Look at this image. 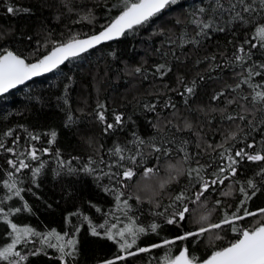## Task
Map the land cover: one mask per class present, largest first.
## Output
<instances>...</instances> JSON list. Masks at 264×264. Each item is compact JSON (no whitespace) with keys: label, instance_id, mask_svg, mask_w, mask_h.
Returning a JSON list of instances; mask_svg holds the SVG:
<instances>
[{"label":"trees","instance_id":"trees-1","mask_svg":"<svg viewBox=\"0 0 264 264\" xmlns=\"http://www.w3.org/2000/svg\"><path fill=\"white\" fill-rule=\"evenodd\" d=\"M200 2L201 0H182L181 4L164 10L134 33L98 45L82 57L66 62L59 70L37 77L7 94L0 95V142L5 148L14 149L11 153L0 149V198H3L0 207L4 208L5 213H12L7 216V220L18 227L32 228L42 236L55 232L64 235L65 239H75L77 254L71 264H105L106 260L113 259L119 251L118 244L114 241L103 235L92 236L90 224H111L116 221L117 228H121L136 225L138 220L139 224L136 226L147 228L151 223H157V232L141 235L137 246L132 250L136 247H150L154 243L162 244L164 239H173L183 232L200 227L191 217L181 227L167 225L162 217L154 215L159 207L169 204L175 194L186 186L187 177L170 180L167 165L177 161L164 160L161 157L153 163L154 154L147 141L159 142L160 138L175 135L189 140L188 150L195 153L201 151L196 148L197 143L204 146L219 145L224 137L233 131L238 133L240 142L229 141L228 145L235 144L237 148L247 143L258 144L264 139V135L259 131H254L247 139H243L248 131V120H252L251 115H248V120L245 121L232 122L225 119L228 115H244V108H251L250 101L241 99L251 92L249 86L241 83V87L235 89V85L241 82L249 67L256 66V70L261 71L260 76L252 78V83L264 85V70L258 67L264 63V49L251 48L249 44L244 43L246 37L252 39L255 27H237L234 24L231 31L211 33L210 38L204 39L200 45L186 44L182 48H176L167 42L171 38L179 43L182 26L176 23L177 18L186 22L187 9ZM117 4L119 0H0V48L18 50L35 61L46 50L42 46L50 47L53 42L66 41L73 34L83 37L100 31L102 26L119 14L118 8L113 6ZM9 5L31 9V13L9 14L6 10ZM89 14L91 22L81 20V17ZM256 22L260 23L261 18L257 17ZM193 27L188 25L189 31ZM252 43L259 42L252 40ZM240 45H243L246 51L251 48L252 53L251 59L246 60L242 66L233 61V52ZM170 49H175L180 61H174L169 55L167 59L173 70L161 80L152 75L154 66L164 62L157 50L168 52ZM110 53H115V57ZM213 55L216 56L215 61L206 59ZM141 65L146 71L135 73V67ZM69 76L72 77L71 87L65 93L64 86L69 84ZM178 76L185 82H191L193 79L197 82L196 94L191 97L188 106L184 105L183 98L179 95L183 85L177 83ZM201 76L204 78L200 79ZM220 92L224 95L218 100H213L212 97ZM64 96L68 98L67 104H64L62 99ZM169 97L176 104L178 111L175 114L172 109L163 107ZM229 100L233 102L229 103ZM145 103H155L156 111H146ZM99 104L104 105L107 122H114V114H122L125 118L131 115L135 124L128 123L123 131L106 133L105 124L96 117ZM69 108L73 117L70 126L66 118ZM259 116L257 111V119ZM184 121L192 125V130L176 133L175 125L182 126ZM258 127L264 129V124ZM133 130L144 138L146 143L142 148L144 163L133 165L137 174L131 182H124L129 185L125 189L126 193L132 197L137 194L141 196V200L130 199L135 215V219L130 222L121 219L123 213L114 202V197L104 190V186L109 183L107 177L97 184L92 176L83 172L69 175L66 168L58 169L57 154L65 161L75 158L74 167L86 163L89 159L99 162L103 158L109 161L113 159L109 150L114 144L133 148ZM8 132L12 135H6ZM51 132H55L56 137L49 143L52 139ZM36 135L40 137L39 140L30 139ZM33 145L37 149L49 150L48 154L40 153L45 167L37 179L39 186L31 183L30 170L24 169L21 173L14 174L17 179L23 178L22 184L19 185L24 189L21 193L22 199L13 197L9 200L5 195L7 189L3 185L8 179V173L13 170L7 161L24 158ZM245 150L252 152L255 149ZM234 151L235 149L233 154ZM213 157L219 159L215 152L209 150L198 159L201 164L206 165ZM31 164L36 167L38 161H31ZM99 166L105 167L104 164ZM147 166L154 167V175L143 176L141 169ZM262 166L264 162L247 160L238 166L240 171L236 179L241 182L253 179L260 188L247 204L251 211L264 208V177L256 175ZM161 181L169 183L164 189H158L155 198L159 201L158 205L150 199L149 194L135 191L138 184L157 188ZM225 184L227 187L222 192L213 190L206 200L202 197L203 207L189 202L190 211L195 210L198 216L208 215V210H211L209 222H216L224 208L235 207L241 198L237 191L239 185L230 181H225ZM191 194L190 191L189 195ZM249 194L251 195V192ZM217 200L223 202L220 210L215 207ZM24 204L28 207L16 213L15 208ZM256 220V217H249L241 223L243 226H249ZM9 233L11 228L6 223L5 215L0 214V246L6 247L11 243ZM217 235L219 239L216 238ZM235 236L236 234L230 231L216 230L205 233L202 238L193 237L187 241H177L175 245L129 256L118 264H156L157 261L159 264L166 263L169 257L174 258L184 247H187L189 254L194 255L199 262L207 259L213 251L233 242ZM36 239L30 238L26 246L17 245V250L27 253L33 246L39 249L40 244L36 243ZM58 256L56 249L46 247V252L29 255L24 264H63L57 259Z\"/></svg>","mask_w":264,"mask_h":264},{"label":"snow or ice","instance_id":"snow-or-ice-1","mask_svg":"<svg viewBox=\"0 0 264 264\" xmlns=\"http://www.w3.org/2000/svg\"><path fill=\"white\" fill-rule=\"evenodd\" d=\"M182 0H119V4L113 5L118 8L119 14L110 20V22L102 26L101 30L91 35L81 37L79 34H73L66 41H56L51 46H42L46 50L43 55L37 57L32 61L29 57L23 55L18 50H8L0 48V95L7 94L11 89L17 88L18 85H23L25 82L32 80L34 77H40L47 73H52L65 65L66 62L82 57L88 53L89 50L95 48L103 42L117 40L121 37H126L134 33L140 27L150 22L153 18L158 17L164 10L172 6L181 4ZM9 14H30L31 9L18 8L12 5L7 7ZM187 21H181L177 18L176 23L181 25V35L179 43L169 38L167 41L170 45H175L176 48H182L186 44L200 45L203 40L210 38L211 33L231 31L235 24L237 27H247L253 25L255 27L252 39L245 38L244 43L249 44L251 48L264 49V0H201L200 3H194L185 12ZM91 14L81 17V20L91 22ZM260 17L261 22L257 24L256 18ZM188 25L194 26L191 31ZM31 39V37H29ZM256 40L259 43H252ZM251 48L246 51L243 45L236 47L233 52V61L237 65H243L246 60L251 59ZM39 51V49H38ZM160 52L164 62L156 64L152 75L164 79L173 68L167 57L171 55L174 61L179 62L180 57L176 55L175 49H170L168 52L157 50ZM115 57V53H110ZM210 61H215L216 56L206 57ZM200 61L198 60L197 63ZM220 67V65H216ZM259 69L264 70V63L258 65ZM135 73L140 74L143 66H137L134 69ZM261 71L256 70V66L249 67L246 75L243 76L240 83L235 85V89L241 87V83L247 84L251 92L241 97L245 101H250L251 108H244V115H228L226 120L235 122L236 120H248V115L252 116V120H248L247 133L243 139L254 131H259L264 135V129L258 126L264 124V85L252 83V78L260 76ZM204 77H200L203 79ZM69 84L64 86V91L67 93L71 87L72 77L67 78ZM177 83L183 85V90L179 91V95L183 98L184 105H189V100L196 94L197 82L193 79L191 82H185L182 77H177ZM234 89V90H235ZM176 91V90H173ZM224 93L220 92L218 95L212 97L213 100H218ZM64 104L68 103L67 96L62 97ZM229 100V103H232ZM164 108L173 110L175 114L177 110L176 104L171 97L163 104ZM243 107V106H242ZM157 105L155 103H145L144 109L148 112H155ZM260 113L259 118L256 117V112ZM97 119L105 124L104 131L106 133H114L117 130L123 131L127 128L128 123L135 124L131 115L126 118L122 114H114V122L106 121L104 114V105H98L96 112ZM68 125L73 123L71 109L66 112ZM171 124V121H169ZM156 127V125H153ZM239 127V126H237ZM176 133L185 130L191 131L192 125L188 121H184L183 125H175ZM243 131V129H240ZM6 135L11 136L8 132ZM52 143L56 137L55 132L50 133ZM133 148L122 146L119 143L113 145L109 150V155L113 159L105 161L103 158L99 162L89 159L86 163L79 166H73L72 158L65 161L58 157V169L66 168L67 174H78L83 172L85 175L92 176L99 184V181L107 177L109 183L104 186V190L114 197V202L118 206L121 213V219L131 220L135 219L133 213V204L130 199L141 200V196L137 194L132 197L126 193L125 189L129 187L124 182L133 180L137 174L133 165H140L144 163V153L142 151L146 141L135 130L131 132ZM31 140H39L38 135L31 136ZM229 141H237L238 133L233 131L226 135L219 145L207 144L206 146L200 143L196 144L197 151L190 153L188 150L189 140L173 135L172 137L160 138L159 142L156 140H149L151 152L154 154L153 163L156 159L161 157L164 160H175L176 163H168L167 172L170 180H176L177 177L186 176L187 183L184 188L177 192L172 201L159 207L154 213L155 216L163 218L167 225H183L191 217L195 224L200 225L198 229L186 231L173 239H164L161 243H154L150 247H136L137 241L141 235L147 232L156 233L159 225L151 223L146 227L136 226L139 221L136 220V225L131 227L117 228L116 221L111 224L100 223L98 225H91L90 230L92 236L103 235L108 240H112L118 244V253L113 259L105 261V264H118L123 262L129 256H135L138 253H148L152 249L160 248L162 246L175 245L177 241H187L190 238H202L205 233H211L216 230L235 233L236 236L233 242L219 250L213 251L209 258L202 261V264H264V208L257 211L248 209V202L260 191L253 179H246L243 182L236 179L240 171L239 165L247 160L250 162H264V139L257 143H247L242 147L237 148L235 144L228 145ZM228 145V146H226ZM0 149L7 152H13L11 147L5 148V145L0 142ZM234 154H233V150ZM245 149H255L252 152ZM209 150L216 153L218 160L213 157L206 165L201 164L198 157L206 154ZM47 148L37 149L34 145L28 150L24 158L10 159L7 161L8 165L13 171L8 173V179L4 181L3 187L7 189L5 195L9 200L13 197L22 199V191L24 189L19 186L22 184L23 178L17 179L14 174L21 173L24 169H29L31 173V183L37 184L38 177L42 174L45 167L44 162L40 159V153L48 154ZM31 161H38V166L33 167ZM215 161V162H213ZM104 164L101 168L99 165ZM107 169V170H105ZM116 169V171H113ZM211 169V171H209ZM144 177H149L155 174V169L152 166H147L141 169ZM256 175L264 177V166L260 167ZM225 181H230L234 185H239L237 191L240 195V200L235 207L224 208L221 211L220 218L216 222H209L211 210H208V215H196L195 210L190 211L188 207L189 202H195L203 207L202 197L206 200L208 195L215 190L217 193L222 192L227 187ZM169 181H161L157 188H152L144 184L142 192L149 195L150 199L154 200L158 205L159 201L155 200L158 189H164ZM191 191V195L189 192ZM251 192V195L249 194ZM207 194V195H206ZM227 195V193L225 194ZM187 198V199H186ZM3 203V198H0V204ZM222 200L216 201V209L222 208ZM28 206L26 204L15 208V212L19 213ZM100 211V209H97ZM0 214L5 215L6 223L11 228V243L6 247L0 246V264H24L29 255H36L40 252H46L47 248H54L59 253L58 260L63 264H71L75 260L77 254V241L75 239H65L64 235H59L55 232H49L46 235L35 231L29 227H18L17 224L7 220V216L12 213H5L4 208L0 207ZM249 217H256L257 220L249 226H243L241 222ZM87 219V217H85ZM76 230L74 229L73 232ZM67 235V234H66ZM30 238H37L36 243L40 244V248L36 249L34 246L24 253L17 250V245H28ZM219 239V235L216 236ZM55 240V242H53ZM46 245V247H45ZM120 253H126L122 255ZM156 264H159L157 261ZM166 264H200L194 255L189 254V249L184 247L179 255L174 258L169 257Z\"/></svg>","mask_w":264,"mask_h":264},{"label":"water","instance_id":"water-1","mask_svg":"<svg viewBox=\"0 0 264 264\" xmlns=\"http://www.w3.org/2000/svg\"><path fill=\"white\" fill-rule=\"evenodd\" d=\"M107 42H109V41H107ZM107 42H103V43H101V44H104V43H107ZM101 44H100V45H101ZM97 46H98V45H97ZM47 74H48V73H47ZM44 75H46V74H44ZM42 76H43V75H42ZM40 77H41V76H40ZM35 78H37V77H34L33 79H35ZM33 79H32V80H33ZM30 81H31V80H30ZM30 81L25 82V84L28 83V82H30ZM23 85H24V84H23ZM23 85H18L17 88H18V87H21V86H23ZM15 89H16V88H15ZM12 90H14V89H11L10 91H12ZM10 91H9V92H10ZM3 95H4V94H3ZM181 250H182V249H181ZM177 255H179V253H178ZM177 255H176V256H177ZM208 258H209V257H208ZM199 262H200V264H202V261H199ZM162 264H166V263H162Z\"/></svg>","mask_w":264,"mask_h":264},{"label":"clouds","instance_id":"clouds-1","mask_svg":"<svg viewBox=\"0 0 264 264\" xmlns=\"http://www.w3.org/2000/svg\"><path fill=\"white\" fill-rule=\"evenodd\" d=\"M143 184L141 183V184H138L137 186H136V189H135V191H137V192H142V189H143ZM143 193V192H142ZM149 195H151V193H148Z\"/></svg>","mask_w":264,"mask_h":264}]
</instances>
